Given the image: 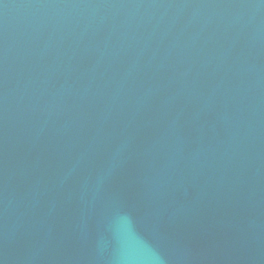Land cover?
I'll list each match as a JSON object with an SVG mask.
<instances>
[{
  "label": "water",
  "instance_id": "1",
  "mask_svg": "<svg viewBox=\"0 0 264 264\" xmlns=\"http://www.w3.org/2000/svg\"><path fill=\"white\" fill-rule=\"evenodd\" d=\"M0 264H264V0H0Z\"/></svg>",
  "mask_w": 264,
  "mask_h": 264
}]
</instances>
